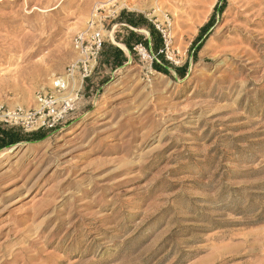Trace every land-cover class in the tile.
Segmentation results:
<instances>
[{"label":"rangeland","instance_id":"374dc122","mask_svg":"<svg viewBox=\"0 0 264 264\" xmlns=\"http://www.w3.org/2000/svg\"><path fill=\"white\" fill-rule=\"evenodd\" d=\"M113 1L0 0V107L55 100L19 127L41 139L0 150V264H264V0ZM166 20V75L145 78L129 48L103 62ZM91 30L97 66L69 82Z\"/></svg>","mask_w":264,"mask_h":264},{"label":"built area","instance_id":"2783aa9c","mask_svg":"<svg viewBox=\"0 0 264 264\" xmlns=\"http://www.w3.org/2000/svg\"><path fill=\"white\" fill-rule=\"evenodd\" d=\"M170 23L168 20L165 21V24H159L157 22H152V29L155 30L160 39L161 49L153 52L150 46H146L143 43H132L129 47V51L134 55L137 59L138 63L142 66V70H144V77L147 78L150 76L152 72L153 64H158L161 67L162 64L159 62L158 57L163 54L165 50H168V46L170 43V35L169 29ZM128 30H131L128 28ZM72 45L74 49L79 54V59L69 65L68 67V81L70 82L73 76H78L80 81L87 79L93 73L96 68V64L99 58V55L102 51V47L104 45V39L101 33L97 30H91V32L83 31L82 33L77 34L72 41ZM53 87L57 91H63L66 88V83L62 80L58 79L53 82ZM40 102V107L35 109L32 112H22L18 109V111H8L4 110V108L0 107V125H5L9 127H20L27 128L28 126H37L38 128L43 126V112H46L47 116H51L54 112L51 111V108L55 104V100L52 96L38 98ZM69 104H64L62 108V112L68 111ZM70 104V109H71ZM50 112V113H49ZM42 114V115H41Z\"/></svg>","mask_w":264,"mask_h":264},{"label":"trees","instance_id":"16d2710c","mask_svg":"<svg viewBox=\"0 0 264 264\" xmlns=\"http://www.w3.org/2000/svg\"><path fill=\"white\" fill-rule=\"evenodd\" d=\"M214 9H217V5L214 7ZM222 8L218 9V12H221ZM120 21H124L126 25L129 27L133 28H146V22L144 21L143 17L137 16V19L134 18V15H127V14H121V19ZM214 22V19L211 18V20L204 25L201 28V32L205 31L208 27H210ZM148 31H150V36L154 37L155 36V30L152 29V27L148 28ZM134 33L131 34V36ZM199 38V35H198ZM197 38V40H198ZM157 45H154V47L157 48V46L160 44V39H156ZM126 48L128 47V44L125 43ZM105 52H103V62L105 64L111 65L113 67H121L124 65L126 62V58L124 57L122 51L119 48H114L111 46H106L105 47ZM154 69L161 74L166 75V71L158 66L155 65ZM182 78V76H181ZM40 133L35 132V133H23V131L18 127H9L5 125H0V150L8 147H12L15 145H18L20 142H35V140L41 139Z\"/></svg>","mask_w":264,"mask_h":264},{"label":"bare ground","instance_id":"6f19581e","mask_svg":"<svg viewBox=\"0 0 264 264\" xmlns=\"http://www.w3.org/2000/svg\"><path fill=\"white\" fill-rule=\"evenodd\" d=\"M111 2H112V0H111ZM114 2H119L120 3V5L121 6H123V7H125V8H127L129 11H134V12H141L144 8H146V4L144 3V2H142L141 0H136L135 2H133L130 6L129 5H127V3H125L124 2V0H115V1H113V4H114ZM239 16V15H238ZM242 17V16H241ZM239 19H241V18H237V20H239ZM235 20V19H234ZM233 20V21H234ZM242 21H244L245 23L246 22H248L249 20H248V18L247 19H242ZM236 23V22H235ZM253 25H257V23H255V22H253ZM233 28V30L234 31H237V30H240V28L238 27V26H233L232 27ZM146 35H147V33H145ZM119 48H121L122 50H124V52H128L127 51V49L126 48H124V46L122 45V44H120V43H115ZM64 83H66V79H64V80H62ZM55 82V81H54ZM76 82V81H75ZM75 82H74V84H73V86L74 85H76L75 84ZM66 85H67V83H66ZM71 86V85H70ZM69 98V97H68ZM128 147V146H127ZM177 147V146H176ZM125 148V147H124ZM128 151V150H127ZM127 183V182H126ZM120 185V184H119ZM113 188H115V187H113ZM99 189V188H98ZM106 192V191H105ZM90 194V193H89ZM92 202V201H91ZM89 205V204H88ZM88 207V206H87ZM92 207V206H91ZM14 254V253H13ZM12 254V255H13ZM11 255V254H10ZM16 255V254H15ZM22 255V254H21ZM25 258H27V257H25ZM24 260V259H23ZM30 260V259H29ZM29 260H27V261H29ZM22 261V260H21ZM26 260H24V262H25ZM21 263V262H20ZM21 264H23V263H21Z\"/></svg>","mask_w":264,"mask_h":264},{"label":"crops","instance_id":"0c3cea01","mask_svg":"<svg viewBox=\"0 0 264 264\" xmlns=\"http://www.w3.org/2000/svg\"><path fill=\"white\" fill-rule=\"evenodd\" d=\"M119 26H121V27H124V28H126V29H128V28H130L131 30L133 29V31H136V29H138V28H131V27H129L128 25H126L125 23H124V21H121V22H119V24H118ZM143 29H145V28H143ZM145 33H147V32H145ZM144 33V34H145ZM150 32L149 33H147V35L145 34V38H143V39H137V40H135V41H133L134 43H143L144 45H148V46H150L151 47V45H150ZM132 42V43H133ZM125 43L126 44H128L129 45V41L128 40H126L124 43H120V44H122L123 46H124V48H126V46H125ZM149 43V44H148ZM132 44H130V46H131ZM115 46V45H114ZM117 46V45H116ZM129 46V47H130ZM118 47V46H117ZM119 48V47H118ZM152 48V47H151ZM121 49V48H120ZM154 49V51H157L158 49H159V47H154L153 48ZM122 51H124V50H122Z\"/></svg>","mask_w":264,"mask_h":264}]
</instances>
